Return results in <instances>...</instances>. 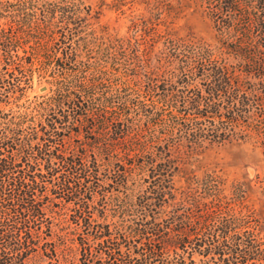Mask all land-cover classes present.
<instances>
[{"label": "trees", "instance_id": "trees-1", "mask_svg": "<svg viewBox=\"0 0 264 264\" xmlns=\"http://www.w3.org/2000/svg\"><path fill=\"white\" fill-rule=\"evenodd\" d=\"M87 1L0 0V264L263 261L264 170L229 197L174 183L205 146L264 158V0H140L122 35ZM188 8L215 44L171 30Z\"/></svg>", "mask_w": 264, "mask_h": 264}, {"label": "rangeland", "instance_id": "rangeland-1", "mask_svg": "<svg viewBox=\"0 0 264 264\" xmlns=\"http://www.w3.org/2000/svg\"><path fill=\"white\" fill-rule=\"evenodd\" d=\"M139 1L140 0H88L86 3H90L91 7L99 12V25L107 26L109 33L122 35L126 34L129 20L138 17L137 15L142 9V5ZM159 20L160 23L163 21L162 15ZM168 21H170L169 18H167L166 23ZM160 27L163 28L161 25L159 28ZM169 27L180 36L191 34L211 44H215L216 42L215 31L213 30L211 22L206 19L205 16L199 15V12L192 10V8H188L186 11L178 14L176 18L172 19V23H169ZM18 53L21 54V51L18 50ZM40 86L46 87V84L43 79L39 80L36 71H33L31 74L30 87H25V90L17 98V104L31 105L32 102L37 99L36 97L46 92V88L43 91H39ZM1 108L6 111L9 108L11 110H18L20 107H17L15 104H10L2 105ZM19 110H22V108ZM190 163L191 165L188 167L191 172L187 174L180 173L179 178L176 177L178 180L175 178L174 186L177 187V190H181L182 187L186 192L191 186H194V189L188 192L196 197L205 194L203 191V188L207 186L204 184L205 178L210 180L208 181L209 184H216V187L217 181H219V187L222 192L221 195L224 194L226 197H229V185L232 182H243L247 178H251L256 172L262 174L264 170V158L258 150H252L251 146L248 144L235 142L220 146H205L196 151L195 154H192ZM187 177L188 179H186ZM187 180H193V182L190 181L192 184L187 182ZM205 198L206 197H203L201 201L204 202L211 199L209 197ZM242 203L246 204L251 210L257 209L261 204L258 198V191L254 190V192L249 193L247 200L245 198ZM237 209L235 210L237 211ZM250 216L252 217L253 214H250ZM250 216L247 217L249 220L248 226L252 228ZM199 258V255L192 256L194 264H199ZM202 259H204V257H202ZM82 262L81 260L77 261L79 264ZM255 264H264V260L260 262L256 261Z\"/></svg>", "mask_w": 264, "mask_h": 264}, {"label": "water", "instance_id": "water-1", "mask_svg": "<svg viewBox=\"0 0 264 264\" xmlns=\"http://www.w3.org/2000/svg\"><path fill=\"white\" fill-rule=\"evenodd\" d=\"M45 88H46L45 86H40L39 91H43V90H45Z\"/></svg>", "mask_w": 264, "mask_h": 264}]
</instances>
